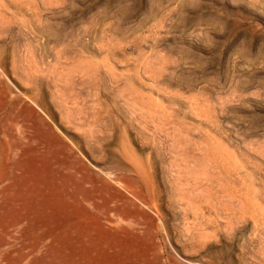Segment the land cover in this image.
<instances>
[{"label":"rangeland","instance_id":"obj_1","mask_svg":"<svg viewBox=\"0 0 264 264\" xmlns=\"http://www.w3.org/2000/svg\"><path fill=\"white\" fill-rule=\"evenodd\" d=\"M0 264H264V0H0Z\"/></svg>","mask_w":264,"mask_h":264},{"label":"bare ground","instance_id":"obj_2","mask_svg":"<svg viewBox=\"0 0 264 264\" xmlns=\"http://www.w3.org/2000/svg\"><path fill=\"white\" fill-rule=\"evenodd\" d=\"M2 14V13H1ZM25 15V14H24ZM23 15V16H24ZM15 19V18H14ZM23 19V18H22ZM24 216L22 215L20 218L22 219ZM26 228V225L22 227V229H25Z\"/></svg>","mask_w":264,"mask_h":264}]
</instances>
